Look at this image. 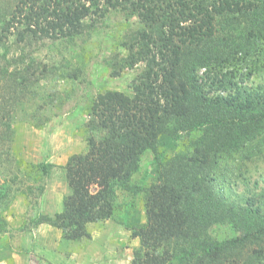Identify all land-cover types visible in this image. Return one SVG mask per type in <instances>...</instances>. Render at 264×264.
<instances>
[{"label":"trees","instance_id":"obj_1","mask_svg":"<svg viewBox=\"0 0 264 264\" xmlns=\"http://www.w3.org/2000/svg\"><path fill=\"white\" fill-rule=\"evenodd\" d=\"M1 8L4 56L8 31L18 23L16 45L39 33L85 41L114 11L138 20L112 57L114 76L144 65L132 92L95 96L87 151L64 165L71 191L61 211L39 215L36 225L73 241L89 237V223L115 216L123 188L144 197L145 222L127 224L140 241L132 264H264V185L257 189L264 174L249 187L244 172L264 163V84L237 82L264 73V0H8ZM19 59L23 67L0 70L10 93L0 88L4 145L15 136L13 105L39 80L32 78V53ZM171 147L177 149L168 154ZM148 150L154 181L137 185L132 178ZM244 174L248 181L237 179ZM217 225L235 234L219 240L211 232Z\"/></svg>","mask_w":264,"mask_h":264},{"label":"rangeland","instance_id":"obj_2","mask_svg":"<svg viewBox=\"0 0 264 264\" xmlns=\"http://www.w3.org/2000/svg\"><path fill=\"white\" fill-rule=\"evenodd\" d=\"M7 4L8 0H0L1 9ZM137 25L136 18L114 11L106 20L99 21L85 41L70 43L65 39L42 38L39 33L16 45L22 26L18 23L8 31L6 42L11 50L4 56V49L0 48V70L4 66L9 71L23 67L20 54L30 52L36 58V74L32 78L39 80L26 97L20 95L13 105V142L0 143V264H132L134 249L140 241L127 224L146 220L142 192L117 189L115 216L89 223L90 236L77 241L63 237L58 228L46 223L36 225L34 221L41 214L61 211L63 197L71 191L64 165L72 154L87 151L88 110L95 96L105 90L132 92L133 79L144 65L140 63L114 76L112 57L130 29ZM120 50L126 53L123 48ZM0 75L1 92L8 96L6 78L4 73ZM237 82L256 88L264 84V73L240 75ZM184 146L181 141L178 148ZM176 149L171 147L166 152L172 154ZM154 165V154L148 150L133 182L151 184ZM249 166L250 171H243L251 187L262 178L264 163ZM245 174L237 179L248 181ZM263 185L261 182L257 189ZM211 232L219 240L235 234L229 225L213 226Z\"/></svg>","mask_w":264,"mask_h":264}]
</instances>
